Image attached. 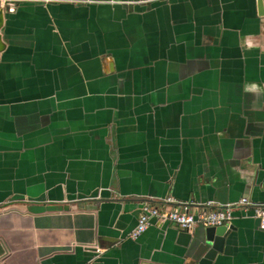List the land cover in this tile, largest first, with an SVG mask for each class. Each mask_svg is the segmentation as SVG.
Instances as JSON below:
<instances>
[{
	"label": "crops",
	"instance_id": "1",
	"mask_svg": "<svg viewBox=\"0 0 264 264\" xmlns=\"http://www.w3.org/2000/svg\"><path fill=\"white\" fill-rule=\"evenodd\" d=\"M0 10V264H203L202 226L128 239L167 198L236 206L209 264H264V230L237 205L264 204L258 0Z\"/></svg>",
	"mask_w": 264,
	"mask_h": 264
},
{
	"label": "built area",
	"instance_id": "2",
	"mask_svg": "<svg viewBox=\"0 0 264 264\" xmlns=\"http://www.w3.org/2000/svg\"><path fill=\"white\" fill-rule=\"evenodd\" d=\"M168 204L161 206L145 203L141 210V215L137 226L129 234L133 240L138 239L152 225L153 220L158 223H170L177 228L193 232L198 224H203L207 227H230L234 219V212L237 208L234 205H228L223 208L209 209L205 212H200L197 216L187 211V207L178 208L172 207L175 201L171 198L165 200ZM244 208H253V218L259 222V228L264 230V205L252 203L248 199H242L239 204ZM248 210V209H247Z\"/></svg>",
	"mask_w": 264,
	"mask_h": 264
},
{
	"label": "water",
	"instance_id": "3",
	"mask_svg": "<svg viewBox=\"0 0 264 264\" xmlns=\"http://www.w3.org/2000/svg\"><path fill=\"white\" fill-rule=\"evenodd\" d=\"M258 5H259V12L262 15L263 12H264L263 0H258ZM3 21H4L3 10H0V52L4 48L3 42L1 40V29L3 28ZM96 198H98V197H96ZM165 200H163L162 204H168V203L165 202ZM256 204H259V203H256ZM228 205H230V204H227V205H224V206H216L215 204H212V203L191 205V204H188V203H182L181 202V203L172 204V205H169V206L178 207V208L187 207V211L189 213H192L195 216H197L200 212H205V211H207L209 209L223 208V207L228 206ZM260 205H264V204H260ZM142 207L143 206H141V210H142ZM141 210H140V215H141ZM140 215H139V218H140ZM139 218H138V220H139ZM157 223L158 222L156 220H153L152 225L153 224H157ZM163 224L170 225V223H163ZM198 226H202L203 228H205L206 236H207V239H206L207 242L206 243L208 244V246L211 245V249H209V251H208V253H207V255H206V257H205V259L203 261V264H209L210 261H212L215 258L217 252L222 250L223 246L225 245V242L227 241V239H228L229 235L231 234L232 230L234 229V227H233V225H231V227H226V226L207 227V226H205L203 224H198L197 227ZM128 239H130L129 236H128ZM138 239H136V240H138Z\"/></svg>",
	"mask_w": 264,
	"mask_h": 264
},
{
	"label": "flooded vegetation",
	"instance_id": "4",
	"mask_svg": "<svg viewBox=\"0 0 264 264\" xmlns=\"http://www.w3.org/2000/svg\"><path fill=\"white\" fill-rule=\"evenodd\" d=\"M21 1V0H20ZM22 1H24V0H22Z\"/></svg>",
	"mask_w": 264,
	"mask_h": 264
}]
</instances>
